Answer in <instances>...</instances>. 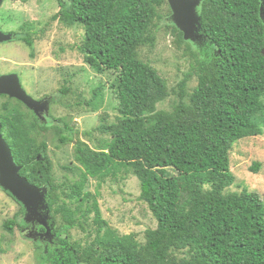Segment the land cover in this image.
Here are the masks:
<instances>
[{"label": "trees", "instance_id": "1", "mask_svg": "<svg viewBox=\"0 0 264 264\" xmlns=\"http://www.w3.org/2000/svg\"><path fill=\"white\" fill-rule=\"evenodd\" d=\"M56 2L59 10L51 20L83 30L77 46L83 63L96 74H116L109 84L116 115L114 122L102 117L83 133L90 143L93 133L100 136L89 146L75 142L77 131L69 122L40 123L21 109L22 103L0 96L5 99L0 103L1 134L21 166L19 174L47 188L51 221H62L53 232V246L40 252V264H264V203L246 190L225 193L234 181L232 146L263 133L264 0H202L195 43L183 41L171 24L177 43L195 51L197 84L188 93L191 75H185L172 91L169 110L157 109L171 95L165 82L138 55L141 48L154 47V29L167 0ZM31 28L24 24L19 32H9L11 41L33 50ZM102 90V85L93 89L84 103L90 111H97ZM59 92L64 96L68 90L63 86ZM47 130H53L60 145L74 143L78 165L63 170L75 179L56 184L46 142L36 144ZM260 167L254 163L250 170L257 173ZM119 174L138 179L139 200L156 221L155 229L145 231L144 243L134 234L118 236L110 229L96 197L86 191L89 180L100 184ZM20 224L15 217L3 229L12 234ZM74 229L87 237L84 247L70 244Z\"/></svg>", "mask_w": 264, "mask_h": 264}, {"label": "rangeland", "instance_id": "2", "mask_svg": "<svg viewBox=\"0 0 264 264\" xmlns=\"http://www.w3.org/2000/svg\"><path fill=\"white\" fill-rule=\"evenodd\" d=\"M58 10L56 0H28L26 3L5 0L2 3L0 30L3 33H17L22 25H32L33 50L21 42L1 43L0 75L17 74L22 89L35 100L44 97L55 99V104L49 107L46 113H40L44 117V120L39 118L41 122L49 121L53 125L54 119L67 121L77 131L75 142L80 140L94 146L95 141L100 138L99 134L93 133V141L90 143L83 133L91 132L97 127L102 117L106 118L108 124L114 122L116 102L112 99L109 84L116 74H96L83 63L82 56L77 51V46L83 39V30L80 27L67 29L52 21V16ZM160 14L161 21L154 29V47H143L138 51V55L165 82L171 95L158 104L157 109L169 110L175 100L172 91L176 90L177 83L185 75H191L186 86L188 93H191L197 84L193 72L195 51L189 44L177 43L176 34L171 27V11L168 5L161 8ZM31 51L34 54L33 59L30 58ZM64 79L68 82L65 83ZM99 85L103 86L104 97L97 111L92 112L84 103L90 101L93 89ZM63 86L68 90L64 96L59 92ZM3 101L5 99H0V103ZM21 105L23 111L26 108L30 113H34L23 103ZM262 131L261 135L241 139L232 146L229 153V169L234 181L225 193L246 190L258 194L264 203V125ZM41 140L46 142L56 184L66 179H75L63 170V167L78 165L74 161V143L60 145L53 130L41 132L36 144ZM254 163L261 164L257 173L250 170ZM86 191L96 197L102 218L118 236L134 234L138 243H144L145 231L155 229L156 221L146 205L139 200L140 184L132 174H119L115 179L107 178L100 184L89 180ZM19 204L0 187V264H40V252L45 250L41 243L28 238L29 232L20 233V227H15L12 234L3 229V223L15 217H18L20 224L22 214ZM50 223L53 224L52 227L62 225L60 217H57L56 222H52L50 217ZM68 237L70 244L79 243L82 247L86 245L87 237L76 229L69 231ZM37 244L41 246L40 249H36Z\"/></svg>", "mask_w": 264, "mask_h": 264}, {"label": "water", "instance_id": "3", "mask_svg": "<svg viewBox=\"0 0 264 264\" xmlns=\"http://www.w3.org/2000/svg\"><path fill=\"white\" fill-rule=\"evenodd\" d=\"M5 0H0V7ZM202 0H167L172 24L182 33L184 41L195 43L200 39V18L196 9ZM13 36L10 33H3L0 30V44L11 41ZM4 95L23 103L34 114L44 120L40 115L48 111L47 100L37 101L29 96L21 87L17 74L0 75V96ZM39 158V157H38ZM21 166L14 162L10 147L1 134L0 124V187L7 191L24 208V222L26 224H37L44 228V236L52 237V226L50 223V212L46 200L47 188L36 187L30 184L19 172ZM27 237L36 240L41 235Z\"/></svg>", "mask_w": 264, "mask_h": 264}, {"label": "flooded vegetation", "instance_id": "4", "mask_svg": "<svg viewBox=\"0 0 264 264\" xmlns=\"http://www.w3.org/2000/svg\"><path fill=\"white\" fill-rule=\"evenodd\" d=\"M46 97H44V98H40V99H36L37 101H41V100H43V99H45ZM45 100H47V102H48V108L50 107L51 108V106H53L54 104H55V99H53L52 97H49L48 99H45ZM34 114V113H33ZM34 116L36 117V115L34 114ZM36 118H38V117H36ZM38 121L40 122V123H44V122H41L40 121V119L38 118ZM20 205V204H19ZM23 208V207H22ZM21 219H22V221H23V224H20V225H18V226H15V227H20L19 229H20V233H23V232H32V234L33 235H41V237L39 238V237H36L35 239H36V241L37 242H39V243H41L42 244V247L46 250V248L47 247H49V246H53V240H54V236H53V232H55L54 230H55V227H53L52 228V231H51V233H52V237H51V239L47 236H44V228L43 227H41V226H39V225H37V224H34V225H32V224H26L25 222H24V213L22 214V217H21ZM14 227V228H15ZM55 234H56V232H55Z\"/></svg>", "mask_w": 264, "mask_h": 264}]
</instances>
